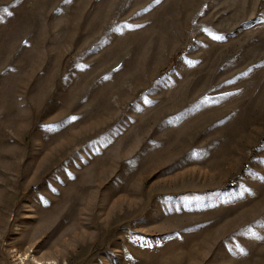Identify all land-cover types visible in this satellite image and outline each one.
Instances as JSON below:
<instances>
[{
  "label": "rangeland",
  "instance_id": "obj_1",
  "mask_svg": "<svg viewBox=\"0 0 264 264\" xmlns=\"http://www.w3.org/2000/svg\"><path fill=\"white\" fill-rule=\"evenodd\" d=\"M0 21V264H264V0Z\"/></svg>",
  "mask_w": 264,
  "mask_h": 264
},
{
  "label": "snow or ice",
  "instance_id": "obj_2",
  "mask_svg": "<svg viewBox=\"0 0 264 264\" xmlns=\"http://www.w3.org/2000/svg\"><path fill=\"white\" fill-rule=\"evenodd\" d=\"M0 22H2V21H0Z\"/></svg>",
  "mask_w": 264,
  "mask_h": 264
}]
</instances>
